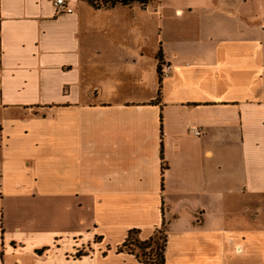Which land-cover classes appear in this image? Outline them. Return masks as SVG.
I'll use <instances>...</instances> for the list:
<instances>
[{
	"label": "crops",
	"instance_id": "1",
	"mask_svg": "<svg viewBox=\"0 0 264 264\" xmlns=\"http://www.w3.org/2000/svg\"><path fill=\"white\" fill-rule=\"evenodd\" d=\"M56 1L0 0V264L160 230L164 264H264V0H170L156 38L157 0Z\"/></svg>",
	"mask_w": 264,
	"mask_h": 264
},
{
	"label": "trees",
	"instance_id": "2",
	"mask_svg": "<svg viewBox=\"0 0 264 264\" xmlns=\"http://www.w3.org/2000/svg\"><path fill=\"white\" fill-rule=\"evenodd\" d=\"M95 10H111L117 7L133 8L139 6L147 9L155 0H81ZM159 61L162 59L159 56ZM161 85V78H160ZM160 93V92H159ZM160 237L155 236L146 243H140L135 237V233H129L124 245L127 252L135 254L144 264H164V252L167 244V237L163 230L159 231ZM139 249V252L136 251Z\"/></svg>",
	"mask_w": 264,
	"mask_h": 264
},
{
	"label": "rangeland",
	"instance_id": "3",
	"mask_svg": "<svg viewBox=\"0 0 264 264\" xmlns=\"http://www.w3.org/2000/svg\"><path fill=\"white\" fill-rule=\"evenodd\" d=\"M169 1L170 0H157L155 2V4H152L153 6L150 8L151 11L149 10L150 13L153 14V23L152 24H153V27H154V30H155L154 31V35H153L154 38H156V28H157V26L159 24L158 23V18L156 16V14H154V12L158 10V11L162 12L164 16H166V17L169 16L170 13H171L170 10H168V9H170L169 6H168ZM131 11L140 13V10L138 8H134ZM121 12H122L123 15H126V13H128V10L124 9ZM144 17H146V15ZM168 24H169L168 21H164V25H168ZM136 251L138 252L139 250L137 249Z\"/></svg>",
	"mask_w": 264,
	"mask_h": 264
},
{
	"label": "built area",
	"instance_id": "4",
	"mask_svg": "<svg viewBox=\"0 0 264 264\" xmlns=\"http://www.w3.org/2000/svg\"><path fill=\"white\" fill-rule=\"evenodd\" d=\"M56 8L60 13H71L72 9H70L63 0H57L56 1ZM172 71V67L170 64L168 63H161L159 65V76L160 78H165L167 76H169V74ZM192 134L195 136H198L200 133L198 130L196 129H192Z\"/></svg>",
	"mask_w": 264,
	"mask_h": 264
}]
</instances>
